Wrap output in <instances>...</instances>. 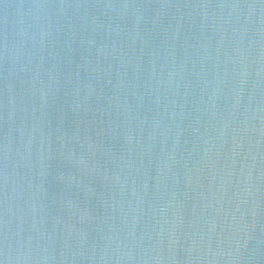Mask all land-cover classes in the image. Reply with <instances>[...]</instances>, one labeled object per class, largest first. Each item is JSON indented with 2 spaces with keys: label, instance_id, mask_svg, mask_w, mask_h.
<instances>
[{
  "label": "water",
  "instance_id": "1",
  "mask_svg": "<svg viewBox=\"0 0 264 264\" xmlns=\"http://www.w3.org/2000/svg\"><path fill=\"white\" fill-rule=\"evenodd\" d=\"M0 264H264V0H0Z\"/></svg>",
  "mask_w": 264,
  "mask_h": 264
}]
</instances>
